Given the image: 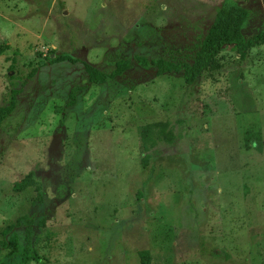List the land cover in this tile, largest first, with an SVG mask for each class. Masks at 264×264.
Segmentation results:
<instances>
[{
	"label": "rangeland",
	"instance_id": "obj_1",
	"mask_svg": "<svg viewBox=\"0 0 264 264\" xmlns=\"http://www.w3.org/2000/svg\"><path fill=\"white\" fill-rule=\"evenodd\" d=\"M234 1L245 39L263 32L264 0ZM222 2L0 0V107L18 89L0 124V261L21 259L1 235L20 218V251L42 257L25 264H264V44L226 46L190 84L133 59L194 63ZM128 58L89 80L86 63ZM31 171L42 202L14 190Z\"/></svg>",
	"mask_w": 264,
	"mask_h": 264
},
{
	"label": "trees",
	"instance_id": "obj_2",
	"mask_svg": "<svg viewBox=\"0 0 264 264\" xmlns=\"http://www.w3.org/2000/svg\"><path fill=\"white\" fill-rule=\"evenodd\" d=\"M247 14V9L239 5L236 1L223 0L208 34L203 40L202 48L192 64L187 62L174 63L164 58L148 59L147 57L140 55H135L133 59H136L142 65L154 66L159 76L183 70L185 81L187 84H190L202 73V71L220 68L218 56L226 48V46H232L237 54H243V52L251 49L252 47L264 44V31L249 39H245L243 36L242 26L247 18ZM67 59V57H58L56 59H52L51 62H60ZM132 61L133 60L130 58L119 60L116 63L114 70L110 73L103 72L88 63L85 64V70L91 82L100 84L108 81L110 78H114L122 74L126 69L131 67ZM17 93V88L12 89L11 101L9 104L4 107H0V124L7 114L15 108V98ZM250 139H253V136L246 140V148L250 149L251 147H254L261 151V140L254 139L255 144L251 145ZM30 187L35 190L34 199L32 200L33 203L42 202L44 200L42 186L35 178V173L33 171L26 174L21 180H18L14 185V190L16 192H22ZM20 223L21 219L17 218L15 223H11L3 227L1 235L3 237L2 247L6 249L9 248L10 254L12 255L20 253L21 259L20 261L13 263L9 259L3 258V260L0 261V264H25L29 260L40 261L42 258L29 243L20 251V241L18 234L16 233ZM27 232H30L29 227Z\"/></svg>",
	"mask_w": 264,
	"mask_h": 264
}]
</instances>
